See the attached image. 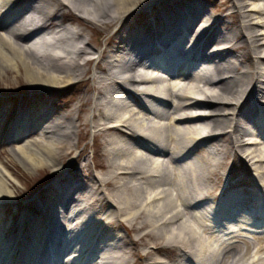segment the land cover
<instances>
[{
	"label": "bare ground",
	"instance_id": "bare-ground-1",
	"mask_svg": "<svg viewBox=\"0 0 264 264\" xmlns=\"http://www.w3.org/2000/svg\"><path fill=\"white\" fill-rule=\"evenodd\" d=\"M168 1L0 0L2 71L20 62L34 88L50 98L82 79L92 63L102 74L84 83L76 114L55 115L46 98H36L33 110L19 107L15 125L22 129L12 141L26 140L12 152L25 167L64 164L77 149L73 128L80 121L77 127L93 128L100 172L76 159L40 203L24 206L8 237L5 213L16 197L0 163V264L11 255L12 264H264V236L251 255L254 243L224 225L239 208H252L264 222V192L253 177L233 167L222 171L232 144L251 151L264 176V145L242 140L253 132L264 142V0H225L223 6L233 1L237 9L228 14H218L222 4L210 14L200 0ZM229 16L233 25L240 21L237 28L225 25ZM112 27L118 28L100 48L85 40L86 28ZM214 233L218 242L211 243ZM152 258L157 263L146 262Z\"/></svg>",
	"mask_w": 264,
	"mask_h": 264
},
{
	"label": "rangeland",
	"instance_id": "rangeland-1",
	"mask_svg": "<svg viewBox=\"0 0 264 264\" xmlns=\"http://www.w3.org/2000/svg\"><path fill=\"white\" fill-rule=\"evenodd\" d=\"M187 1L188 0H169L168 2L171 5L178 4V3H183L185 5H189V4L198 5L196 4L198 0H190L192 3L189 1L188 3ZM200 1L204 5L207 12H209L210 14H217L215 10L216 5L222 4V2H224L225 0H200ZM252 2H255V1L253 0L248 1V3H252ZM261 3L263 5L264 1H262ZM16 5L17 4H14L12 8L15 7ZM163 5H165V3ZM157 6H161V5L157 4ZM220 7L223 8V11L218 12V14L219 13L228 14V13H231L232 11L237 10L235 5L233 4V1H230V3H228V6L227 4L226 6L225 5L223 6L222 4L220 5ZM130 17L132 18L130 19V21L132 22L131 23L132 26L135 23L138 24L137 22L138 19L135 20V18L138 17L137 14H135V16L133 15ZM239 19L243 20L241 17ZM234 20H235L234 17L229 16L225 19L224 23L225 25L227 22L228 23L230 22L232 24ZM238 23L235 25L232 24L231 28L232 29L237 28ZM66 25L72 28L75 27V25L73 26L69 22ZM119 25L121 26L122 24H119ZM225 25L220 26V30H225L223 28ZM117 28H113V27L109 29L101 28L102 30L101 33H99V29L86 28L85 40H87V42L91 41L92 47L100 48L115 33ZM259 29L261 30V28ZM91 39H94V41H92ZM33 50L34 49H32L31 51L30 49L31 56L40 58L39 56L41 55V53L35 50L33 51ZM241 53H242V50H239V51H236L233 55L239 56ZM17 65H18V68H11L7 70L4 69V71L0 69V163L10 173L11 180H12L10 186L13 189L14 195L16 197V199H14L13 201L14 203L10 204V207L6 208L8 212L5 213L6 214L5 222L9 226L8 227V230H9L8 237L9 235L15 232L17 226L19 225L21 221L22 214L24 212H27V209L24 206L26 204L28 205L29 203H33V202L40 203L44 199L43 197L45 194L51 193V191H53L56 181L59 180V176H65V173H69L73 171L71 166H73L76 159L78 160L80 164L84 163V160H86L89 163L92 172L94 173L100 172V170L96 169L93 165L92 151H93V148L96 147V144H97L93 128L89 127L90 128L89 129V128H84L83 126L77 127L80 121L75 122L74 124L75 127L73 128L74 129L73 140L75 143L76 142L78 143V144L76 143L77 149L70 156L64 159L65 161L64 164H61L59 162L54 168L46 167L43 169H37V168L29 169L25 167V165L22 163V159H20L19 156L16 157L15 154H13L12 152V149L14 147L21 144L23 140H26V138H24L19 141H16L18 139L12 141L13 133L17 130L22 129V125L21 126L15 125V119H16L17 111L19 107L22 106V104H27V108L28 107L30 108V106L32 105L31 108L33 110V108H35V106L38 103L36 98H40V99L46 98L48 99L46 101L47 107H49L51 109V112H54L55 115L62 116L71 111L73 112V114H76L77 108L85 95V91L88 88V84H84V83L85 82L88 83L89 78L102 75L100 71L97 69L96 64L92 63L90 64V66H88L90 71L88 74H85V76H83L82 79L84 81L80 83L79 81L82 79L80 80L75 79L71 86L64 89L63 91L60 90L59 91L60 93H55L54 96L51 98L49 97L50 95L40 94V93H46V92L35 89L33 84L29 81L25 71L23 70L21 63L18 62ZM90 94H92V92ZM119 98H122L128 102L131 100L130 97H127L123 93H121ZM86 116L88 118L91 117V110H88L86 112ZM156 122L161 123V124L163 123L161 119H156ZM247 127L249 128L248 130L253 131L254 127L256 126L254 123H251ZM40 133H41V129L38 127L36 131L31 133V135L37 136ZM251 138L252 139L257 138V140H260L259 141L260 148L261 146L264 145L263 140L259 137L254 136L253 132L249 133V135H245L244 137H242V140L249 141V139ZM251 147H255V146H251ZM80 151H82V153L86 151L87 154H89L88 157L79 156L78 153ZM250 153L251 151H248L246 154H244L243 151H237V149L233 147V145L231 144L229 154L227 155L225 159H223V161L225 162V166L222 171L223 172L225 171V173L227 174L228 171L231 170L233 167L234 168L233 172H236L237 174H241V175L243 174V176H246L248 179L251 177L256 179V181L260 185V188L264 192V180H263L264 176L262 175L263 169H259L258 168L259 165L257 163L254 164L255 159L252 158L253 155L252 154L250 155ZM218 158L221 159V156H219ZM71 160L73 161L70 162ZM235 160L238 162L233 166ZM58 166H61L60 171H63L61 172L62 174L60 175L57 174V171L55 172V170L58 169ZM244 196L245 194H242L241 198H243ZM22 206L24 207L23 209H22ZM214 206L215 204L211 203L208 207L216 210ZM238 210H239L238 211L239 213H237V215H234L235 216L234 219L231 220V222H228V224H226L225 222L224 225H226V227L228 228V231L235 230V233L237 234L242 233L243 236L247 238L248 241L251 240L254 243L253 247H251V252H252L251 255H254V253L257 251L255 239L257 237L264 236V222L258 221L257 219L255 220L253 218L252 208H250V210L246 209L245 211L243 209L240 210V208ZM32 213H34V215H38L40 213V209L37 210L35 208V210H33ZM247 218H250L249 222L253 226H249L247 224L248 223ZM217 235L218 234H215V233L211 235L209 237V241H211V243L215 242L219 238V236ZM238 244L243 245L242 242H239ZM196 247H197V244L194 243V249L192 248V251L187 250V249L186 250L190 252V254H192V252H194ZM177 253L179 254L180 252L177 251ZM146 262L147 263H154V262L157 263V259L156 258L148 259L146 260ZM189 262L190 263H187V264H193L191 263V261ZM7 263L8 264L13 263V255L10 256V263H9V260Z\"/></svg>",
	"mask_w": 264,
	"mask_h": 264
}]
</instances>
